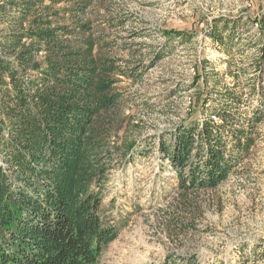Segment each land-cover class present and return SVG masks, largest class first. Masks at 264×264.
I'll use <instances>...</instances> for the list:
<instances>
[{
    "label": "trees",
    "instance_id": "16d2710c",
    "mask_svg": "<svg viewBox=\"0 0 264 264\" xmlns=\"http://www.w3.org/2000/svg\"><path fill=\"white\" fill-rule=\"evenodd\" d=\"M43 3L0 0V264H95L118 235L102 211L113 166L107 116L121 97L118 77L135 80L141 71L93 53L90 36L71 41L72 31L56 25ZM88 3L74 10L84 13ZM242 21L212 20L206 36L226 56L225 69L198 59L190 114L157 137L177 207L193 212L198 194L213 192L241 164L264 119V14L250 19L256 33L239 47ZM86 32L81 21L77 33ZM163 35L183 43L193 37L179 29ZM164 53L160 47L152 61ZM162 264H182L181 257Z\"/></svg>",
    "mask_w": 264,
    "mask_h": 264
},
{
    "label": "rangeland",
    "instance_id": "374dc122",
    "mask_svg": "<svg viewBox=\"0 0 264 264\" xmlns=\"http://www.w3.org/2000/svg\"><path fill=\"white\" fill-rule=\"evenodd\" d=\"M85 1L84 13L74 10ZM43 2L54 23L72 31L71 41L90 36L93 53L119 59L121 66L139 65L141 71L135 80L118 77L121 97L107 116L104 144L113 149V166L102 186V211L118 235L95 264H162L169 256L181 257L182 264L184 258L194 264H264V119L235 171L213 192L194 199L197 212L177 207L174 174L157 150V137L190 114L195 62L205 58L215 70L225 69L226 56L206 36L212 20L242 17L240 47L256 33L257 25L249 23L264 14V0ZM81 21H88L85 34L77 33ZM166 29L187 31L192 40H168ZM160 47L164 56L152 61ZM233 54L238 59L240 48Z\"/></svg>",
    "mask_w": 264,
    "mask_h": 264
}]
</instances>
